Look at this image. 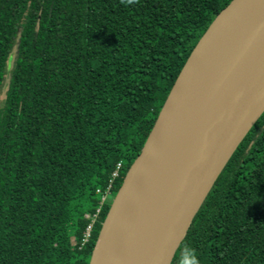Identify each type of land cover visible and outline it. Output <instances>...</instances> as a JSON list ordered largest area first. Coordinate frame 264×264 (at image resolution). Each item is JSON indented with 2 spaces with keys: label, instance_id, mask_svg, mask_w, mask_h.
I'll return each mask as SVG.
<instances>
[{
  "label": "trees",
  "instance_id": "16d2710c",
  "mask_svg": "<svg viewBox=\"0 0 264 264\" xmlns=\"http://www.w3.org/2000/svg\"><path fill=\"white\" fill-rule=\"evenodd\" d=\"M230 1L0 0V91L14 50L0 105V264L89 263L111 203L101 198ZM185 245L199 264H264V112L171 264Z\"/></svg>",
  "mask_w": 264,
  "mask_h": 264
},
{
  "label": "water",
  "instance_id": "95a60500",
  "mask_svg": "<svg viewBox=\"0 0 264 264\" xmlns=\"http://www.w3.org/2000/svg\"><path fill=\"white\" fill-rule=\"evenodd\" d=\"M264 112V0H231L180 70L101 224L88 264H171ZM197 131L179 166L180 146Z\"/></svg>",
  "mask_w": 264,
  "mask_h": 264
},
{
  "label": "bare ground",
  "instance_id": "6f19581e",
  "mask_svg": "<svg viewBox=\"0 0 264 264\" xmlns=\"http://www.w3.org/2000/svg\"><path fill=\"white\" fill-rule=\"evenodd\" d=\"M199 126V121L193 123V125L191 126L189 132L187 133L186 137L184 138L181 146H180V149H179V154H178V158H177V161H178V164L179 166L181 165V163L183 162L185 156H186V153L188 151V148L190 146V143L197 131V128Z\"/></svg>",
  "mask_w": 264,
  "mask_h": 264
},
{
  "label": "clouds",
  "instance_id": "9594fccd",
  "mask_svg": "<svg viewBox=\"0 0 264 264\" xmlns=\"http://www.w3.org/2000/svg\"><path fill=\"white\" fill-rule=\"evenodd\" d=\"M181 264H199L195 249L189 245L183 247Z\"/></svg>",
  "mask_w": 264,
  "mask_h": 264
},
{
  "label": "rangeland",
  "instance_id": "374dc122",
  "mask_svg": "<svg viewBox=\"0 0 264 264\" xmlns=\"http://www.w3.org/2000/svg\"><path fill=\"white\" fill-rule=\"evenodd\" d=\"M13 54H14V50L11 53L12 57H13ZM11 56H9L8 61H7L5 79L3 81V86H2L1 91H0V93H1L0 94V105H2V102H3L4 98H5V92H6V89H7V83H8L10 70H11V66H12L11 63L13 62V59L11 58ZM113 197L112 196H108L107 199H105V200L106 201H112Z\"/></svg>",
  "mask_w": 264,
  "mask_h": 264
},
{
  "label": "built area",
  "instance_id": "2783aa9c",
  "mask_svg": "<svg viewBox=\"0 0 264 264\" xmlns=\"http://www.w3.org/2000/svg\"><path fill=\"white\" fill-rule=\"evenodd\" d=\"M113 176H116V173H114ZM108 196H109V193H108V191H107L106 194L101 198L100 205H101L103 202L106 201L105 199H107ZM98 212H99V209H97L96 212H95V214L90 218V224H89L88 227L86 228V231H85V233H84V238H83V240H82L83 243L86 242L87 239H88V237H89V233H90V230H91V226H92L94 220L96 219ZM85 217H86V218H89L88 215H85Z\"/></svg>",
  "mask_w": 264,
  "mask_h": 264
}]
</instances>
